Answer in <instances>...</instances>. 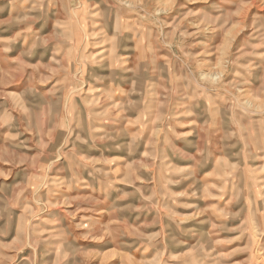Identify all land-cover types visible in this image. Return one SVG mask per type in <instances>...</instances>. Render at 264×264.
<instances>
[{"label":"rangeland","instance_id":"374dc122","mask_svg":"<svg viewBox=\"0 0 264 264\" xmlns=\"http://www.w3.org/2000/svg\"><path fill=\"white\" fill-rule=\"evenodd\" d=\"M0 264H264V0H0Z\"/></svg>","mask_w":264,"mask_h":264}]
</instances>
